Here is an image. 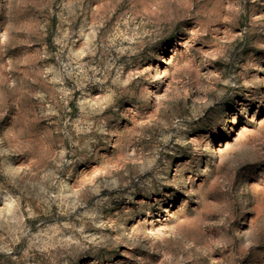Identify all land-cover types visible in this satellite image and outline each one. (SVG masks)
<instances>
[{
	"label": "clouds",
	"instance_id": "1",
	"mask_svg": "<svg viewBox=\"0 0 264 264\" xmlns=\"http://www.w3.org/2000/svg\"><path fill=\"white\" fill-rule=\"evenodd\" d=\"M0 264H264V0H0Z\"/></svg>",
	"mask_w": 264,
	"mask_h": 264
},
{
	"label": "rangeland",
	"instance_id": "2",
	"mask_svg": "<svg viewBox=\"0 0 264 264\" xmlns=\"http://www.w3.org/2000/svg\"><path fill=\"white\" fill-rule=\"evenodd\" d=\"M5 39H7V37H5Z\"/></svg>",
	"mask_w": 264,
	"mask_h": 264
}]
</instances>
